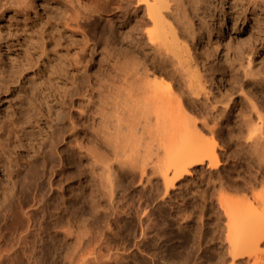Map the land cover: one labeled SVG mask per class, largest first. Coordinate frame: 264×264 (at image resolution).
Segmentation results:
<instances>
[{
  "label": "rangeland",
  "instance_id": "374dc122",
  "mask_svg": "<svg viewBox=\"0 0 264 264\" xmlns=\"http://www.w3.org/2000/svg\"><path fill=\"white\" fill-rule=\"evenodd\" d=\"M257 1L203 0L196 10L188 3L196 32L187 42L205 81L199 95L183 99L182 112L195 118L203 138L217 141L220 164L210 173L198 169L162 199L165 185L159 173L149 170L141 178V170L100 136V99L111 80L127 76L128 22L140 20L142 6H109L110 21L88 0H0V159L3 164L13 160L19 169L18 214L3 225L1 213L0 227L7 242L18 243L16 264H29L23 243L42 248L37 264H75L80 254L70 255L80 248H73L88 239L91 251L100 234L109 241L105 253L109 247L117 252L118 263L231 264L227 213L217 197L228 190V197L243 199L246 193L252 199L264 188L255 153L238 129L255 92H264L258 73L264 67V0ZM137 46L139 51L143 47ZM176 82L172 79L177 88ZM212 125L222 131L212 133ZM109 169L114 173L110 181ZM3 182L9 188L6 178ZM111 182L112 193L106 185ZM112 261L108 264L117 263Z\"/></svg>",
  "mask_w": 264,
  "mask_h": 264
},
{
  "label": "bare ground",
  "instance_id": "6f19581e",
  "mask_svg": "<svg viewBox=\"0 0 264 264\" xmlns=\"http://www.w3.org/2000/svg\"><path fill=\"white\" fill-rule=\"evenodd\" d=\"M88 1H90V3L93 5L94 10L110 17V21H112L113 18L108 13L109 6H111V8L114 7L115 9L120 10L121 5L128 3L131 8L135 4V2H137L138 5L136 6L138 8L142 6L143 10L142 16H140V20H132L130 18V21L128 22L129 45L127 54L130 60L128 62V70L125 67L128 71L127 76L125 75L123 79L121 78V81H119L120 78H114V80H111L107 85L108 87L106 89V94L102 93L103 95L100 99L101 103L99 104L100 107L98 111L101 113L100 136L102 137L103 141L107 143V146H112L111 148L115 150L114 152L119 153H115L116 155H118L119 157L120 155L124 156L125 160L132 166L136 168L138 167L141 170V176L139 175L141 178L143 177L145 172L149 170L155 174L159 173V176L163 179L165 185L164 196L162 197V199L166 195H170L171 190L176 188L177 182L184 184V181L188 180V178L193 175L194 172H197L198 169H203V172L204 170H209L208 173L213 172L218 168V165L220 164V159L216 148L217 141L215 140V142L211 139L207 140L205 139V137L203 138L204 135H200V129H198L199 127L194 121L195 118L189 119V116H185V113H183L185 107L182 108V105L185 103L182 102L186 96L194 99L193 96L199 95L201 93V89L204 88V76L202 73H200L201 70L198 66L196 56L189 43L187 42L188 37H194L196 32L194 31L195 27H193L191 19L193 14L189 8L188 3L192 2V4L195 6L194 9L196 10L197 5H199L203 0ZM254 4L258 5V1L254 0ZM137 35L138 37H136ZM141 44L143 45V47L139 51L137 45L141 46ZM150 56H152L153 60L148 59ZM119 60L120 59L115 61ZM121 65L122 64H120V66ZM118 72H116V77L120 76V73ZM125 73L126 72H124L123 74ZM258 73L260 84L263 85V66H259ZM172 79L174 81H177V88L176 86H174L175 83H172ZM102 89L103 87L101 88V90ZM228 98L231 99L230 96ZM226 104L227 105L223 106V110L228 112L229 103ZM252 106L253 107L251 108V110L239 119L238 129L241 135L245 137V146L247 148H250V150H253V152L255 153L254 157L256 162L258 163L259 173L262 176V180H264V92L259 89L255 92ZM223 115L227 116V114L225 113ZM226 120L229 122L228 124L226 123L229 126L231 121H229L230 119H225V121ZM205 123L204 126L207 125V123ZM209 128L210 129L208 130H211L212 133H216L218 131V128L213 127V125L209 126ZM219 130L222 131L221 128ZM245 130L247 131V133H245ZM1 150L2 148L0 149V152ZM108 151L109 150H107L106 152ZM95 157H97V155ZM112 158L113 157H111V159ZM115 158L117 160L116 156ZM95 161L97 162V160ZM101 162H103V160ZM97 165H99V162ZM106 165L108 164H105V169L107 167ZM108 168L110 167H107V169ZM136 168L134 169V171H136ZM0 170V214L2 213V215L4 216V223L2 222L3 225H8L9 221H13L11 219H15L18 214L14 197L15 194L17 195L15 188L17 186L16 177L18 176L19 169L15 164H13V160L8 159L7 163L4 162L3 164L0 159ZM106 171L110 173L108 175L110 181V179L113 178L111 175H114V173L111 174V171ZM5 178L7 179V182L9 184V188L7 189H5L3 186V179ZM148 180L150 181V179ZM113 184V182H111L110 184H106L111 186V188L109 186L111 193L114 190ZM179 185L181 186V184ZM220 186L222 185L220 184ZM227 192L229 191L227 190ZM227 192L226 194L228 195ZM239 192L240 191H238V193ZM227 195L220 194L218 195L219 197H217V195L216 197L218 198L219 204L223 207V210H225L227 213L225 214L227 216L226 218L228 219V221L226 222L227 232L225 233V235L228 244L227 252L228 256L231 258V264H264V188L259 192L253 193L251 195L252 199L247 198L249 195L246 196V193H244L245 197L243 199H240L241 196L239 197V199H235L228 197ZM10 196L12 197V200L9 201V203L4 204V201L9 199ZM1 199L3 200L1 201ZM146 209H144V212L145 214L147 213L149 217V215L151 214L149 213L148 209ZM2 223H0V226L2 225ZM145 233L146 231L144 232V235ZM101 235L102 234L97 237V240L100 239ZM92 239L94 240V238ZM87 240L85 242H88ZM97 240H94L95 243H97V247H92L91 251H89V248L93 245L90 243L91 240L88 242V246L82 248H88V250L86 249V252L89 251L90 253L86 254L84 250L83 253L81 252L82 254L80 253L79 250L81 249V247L77 246L81 245L80 243L82 242H80L76 246V248H73L74 252H76L75 250L77 248H80L77 249L78 251L75 254L71 253L72 255H70V257H73L74 255L76 256L77 253L80 254L78 257H75V259L77 258V262H75V264H108L110 260L112 261L111 257L117 252L114 251L113 254V251L109 247V249H107L110 251L108 252V254H106V247L109 244L106 242L108 240H106L105 238H101L99 240V243ZM85 242H83L84 245H87V243L85 244ZM16 245L18 247V243L15 244V242H7L5 231H3L2 227H0V264H4V262H8L7 264H16L15 260L17 259L15 258L18 257V248L16 247ZM104 245L106 246L104 247L106 251L103 249ZM22 246L23 251L28 256L26 257L29 258V264H31V261H33L34 264H37V262L41 260L36 256H38V251H40L41 254L42 248H39L36 245H30L29 247L26 243H23ZM24 252L23 254H25ZM115 257H118L116 258L118 260L113 261L118 263V254H115ZM115 257L113 256V259H115ZM121 260L125 261L124 259ZM71 261H74V259H72ZM121 262L118 264H121ZM71 263L74 264L73 262ZM117 263L113 262V264Z\"/></svg>",
  "mask_w": 264,
  "mask_h": 264
}]
</instances>
